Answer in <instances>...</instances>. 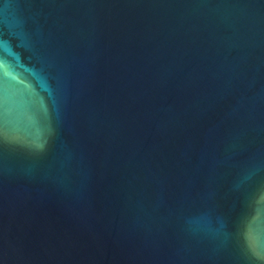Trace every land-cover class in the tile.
Returning a JSON list of instances; mask_svg holds the SVG:
<instances>
[{
  "label": "water",
  "instance_id": "water-1",
  "mask_svg": "<svg viewBox=\"0 0 264 264\" xmlns=\"http://www.w3.org/2000/svg\"><path fill=\"white\" fill-rule=\"evenodd\" d=\"M0 264H264V0H0Z\"/></svg>",
  "mask_w": 264,
  "mask_h": 264
}]
</instances>
